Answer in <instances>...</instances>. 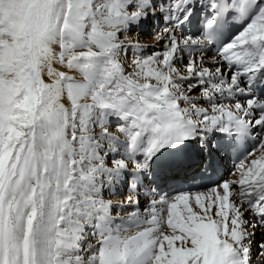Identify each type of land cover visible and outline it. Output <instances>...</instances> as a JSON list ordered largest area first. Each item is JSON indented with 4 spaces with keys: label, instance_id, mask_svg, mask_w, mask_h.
Here are the masks:
<instances>
[{
    "label": "snow or ice",
    "instance_id": "snow-or-ice-1",
    "mask_svg": "<svg viewBox=\"0 0 264 264\" xmlns=\"http://www.w3.org/2000/svg\"><path fill=\"white\" fill-rule=\"evenodd\" d=\"M0 264H264V0H0Z\"/></svg>",
    "mask_w": 264,
    "mask_h": 264
},
{
    "label": "rangeland",
    "instance_id": "rangeland-1",
    "mask_svg": "<svg viewBox=\"0 0 264 264\" xmlns=\"http://www.w3.org/2000/svg\"><path fill=\"white\" fill-rule=\"evenodd\" d=\"M147 36V35H146ZM147 41H143L144 43H147V44H149V45H153V44H155L156 42H155V40L152 38V37H150V36H147V39H146Z\"/></svg>",
    "mask_w": 264,
    "mask_h": 264
},
{
    "label": "bare ground",
    "instance_id": "bare-ground-1",
    "mask_svg": "<svg viewBox=\"0 0 264 264\" xmlns=\"http://www.w3.org/2000/svg\"><path fill=\"white\" fill-rule=\"evenodd\" d=\"M146 39H147V36H146V35L143 36L142 40H143L144 42L147 41ZM115 199H117V200H118V199H122V197H116Z\"/></svg>",
    "mask_w": 264,
    "mask_h": 264
}]
</instances>
